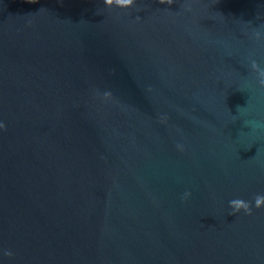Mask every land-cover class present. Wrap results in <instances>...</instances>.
<instances>
[{
  "label": "water",
  "instance_id": "95a60500",
  "mask_svg": "<svg viewBox=\"0 0 264 264\" xmlns=\"http://www.w3.org/2000/svg\"><path fill=\"white\" fill-rule=\"evenodd\" d=\"M261 71L264 0H0V264H264Z\"/></svg>",
  "mask_w": 264,
  "mask_h": 264
},
{
  "label": "clouds",
  "instance_id": "9594fccd",
  "mask_svg": "<svg viewBox=\"0 0 264 264\" xmlns=\"http://www.w3.org/2000/svg\"><path fill=\"white\" fill-rule=\"evenodd\" d=\"M164 0H161V3H163ZM115 3L119 6H132L133 0H105L106 5H112ZM168 3L171 4L172 0H168ZM139 18V17H138ZM253 67L255 68L256 65L253 63ZM261 77H264V71L260 72ZM261 84H264V79L260 80ZM0 129L7 130V125L3 122H0ZM191 196L190 191H185L183 193L182 199L187 200ZM253 206L257 209L264 208V194H256L253 197L252 201H246L242 198H235L229 201V207L231 208V212L229 215H235L236 213H239L243 211L246 215H252L253 213ZM6 256H12L13 253L10 250L5 251Z\"/></svg>",
  "mask_w": 264,
  "mask_h": 264
}]
</instances>
